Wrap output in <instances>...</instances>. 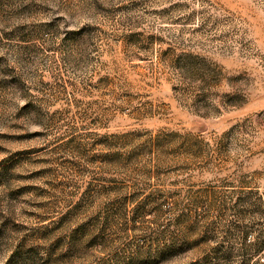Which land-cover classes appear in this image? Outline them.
<instances>
[{
    "label": "rangeland",
    "instance_id": "1",
    "mask_svg": "<svg viewBox=\"0 0 264 264\" xmlns=\"http://www.w3.org/2000/svg\"><path fill=\"white\" fill-rule=\"evenodd\" d=\"M0 264H264V0H0Z\"/></svg>",
    "mask_w": 264,
    "mask_h": 264
}]
</instances>
